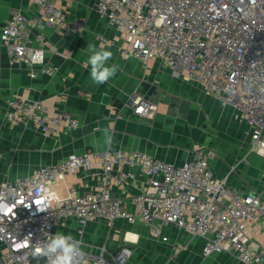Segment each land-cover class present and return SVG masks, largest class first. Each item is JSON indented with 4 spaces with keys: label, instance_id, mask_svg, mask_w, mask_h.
<instances>
[{
    "label": "built area",
    "instance_id": "obj_1",
    "mask_svg": "<svg viewBox=\"0 0 264 264\" xmlns=\"http://www.w3.org/2000/svg\"><path fill=\"white\" fill-rule=\"evenodd\" d=\"M59 1L37 0L38 15L14 12L2 27L0 42L7 55L25 63L31 77L35 67L47 74L55 71L44 65L46 26L73 34L85 28V20L68 17ZM95 10L122 33L119 48L124 56L158 58L201 84L206 95L229 104L234 119L248 126L249 149L264 156V0H97ZM30 28L36 30V45L28 35ZM129 103L139 115L156 110L142 96H132ZM5 117L42 136L59 135L78 125L69 111L51 114L41 101L25 98L8 100ZM212 156V150L199 147L189 160L175 165L137 150L86 151L68 154L28 176L0 180L1 264H45L34 249L66 218L82 224L92 218L129 224L138 219L156 237L170 224L202 238L204 257L228 252L243 264H264V251L253 238L255 230L264 231V196L257 190L241 192L215 176L209 167ZM123 164L141 165L149 175L144 189L128 199L132 210L108 187L125 182L127 174L114 170ZM96 165L107 186L64 197L52 188L53 181L67 172ZM39 186L48 193L44 211L35 203L41 198ZM108 239L97 247H82L83 264H126L132 242L123 237L109 244Z\"/></svg>",
    "mask_w": 264,
    "mask_h": 264
},
{
    "label": "crops",
    "instance_id": "obj_2",
    "mask_svg": "<svg viewBox=\"0 0 264 264\" xmlns=\"http://www.w3.org/2000/svg\"><path fill=\"white\" fill-rule=\"evenodd\" d=\"M96 1L58 2L68 17L84 19L85 28L76 34L60 27L46 26L42 30L44 65L53 67V74L35 67L36 74L31 77V69L22 61L11 60L0 42V180L28 176L71 153L137 150L181 165L191 158L195 149L205 147L213 151L209 167L215 176L225 178L241 192L257 190L264 196V156L249 149L248 126L234 119L233 108L206 95L201 84L174 72L158 58L143 61L124 56L119 48L124 41L122 33L96 12ZM14 12L27 17L38 15L37 0H0V35L4 22ZM35 33L33 28L28 29L34 45ZM88 43L111 51L109 64L119 66L116 75L103 85L97 86L90 80L89 68L85 66ZM136 95L156 105L153 114L134 113L129 100ZM12 98L39 100L51 114L69 111L78 125L59 135L42 136L29 125L5 117L7 102ZM105 128L113 135L110 150L97 146ZM114 170L126 173V180L122 184L111 182L108 187L114 196L125 200L126 209L132 210L128 199L144 189L149 175L138 164L114 166ZM103 176L100 165L94 169L80 167L75 173L69 171L64 178H56L52 188L60 197L86 193L107 186ZM76 220L63 219L53 229V235L70 233L81 239L83 248L107 242V239L101 241L97 234L94 239L99 243L90 245L83 239L81 224ZM116 221L126 223L123 219ZM136 222L140 223L137 219L131 225ZM94 231L92 225L85 224L84 235L89 237ZM253 238L264 251V231L255 230ZM199 241L203 246V239ZM198 251L196 247L191 252L194 258ZM218 253L207 256L203 264H243ZM126 264H132L130 258Z\"/></svg>",
    "mask_w": 264,
    "mask_h": 264
},
{
    "label": "rangeland",
    "instance_id": "obj_3",
    "mask_svg": "<svg viewBox=\"0 0 264 264\" xmlns=\"http://www.w3.org/2000/svg\"><path fill=\"white\" fill-rule=\"evenodd\" d=\"M76 221L81 224L83 239L92 246L99 243V241L97 242L98 239H94L97 237V234L100 235L101 241L109 238L108 242L112 244L114 239L127 237L128 232L135 233L136 239L131 243V246H133V253L130 257L132 264H203L205 262L206 257L201 252L202 246H200V238L197 236L191 237L185 231L174 225H169L161 236L156 237L141 222H136L134 225H131L129 223L124 224L123 222L118 223L117 221L108 222L100 218H92L86 223L92 225L95 231L88 237L84 235L86 223L82 224V222ZM196 247L199 251L196 252L198 254L194 258L191 252ZM219 253L236 258L228 252Z\"/></svg>",
    "mask_w": 264,
    "mask_h": 264
},
{
    "label": "clouds",
    "instance_id": "obj_4",
    "mask_svg": "<svg viewBox=\"0 0 264 264\" xmlns=\"http://www.w3.org/2000/svg\"><path fill=\"white\" fill-rule=\"evenodd\" d=\"M88 57L85 66L89 68V77L93 84L99 86L112 79L119 66L109 64L112 59V52L104 47H97L91 43L87 45ZM113 144V135L110 129L102 130V140L97 146L105 150H110ZM41 198L36 199L35 203L40 211L46 210L47 190L43 186L37 189ZM43 205V206H41ZM34 255L43 257L45 264H83L84 251L81 242L72 234L56 232L54 235H47L43 244H37Z\"/></svg>",
    "mask_w": 264,
    "mask_h": 264
},
{
    "label": "bare ground",
    "instance_id": "obj_5",
    "mask_svg": "<svg viewBox=\"0 0 264 264\" xmlns=\"http://www.w3.org/2000/svg\"><path fill=\"white\" fill-rule=\"evenodd\" d=\"M134 238H135V233H132V232L127 233V240L135 241Z\"/></svg>",
    "mask_w": 264,
    "mask_h": 264
}]
</instances>
